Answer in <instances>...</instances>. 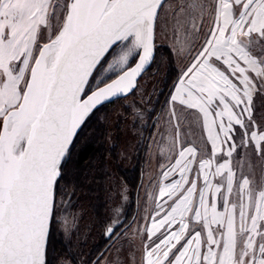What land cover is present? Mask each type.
<instances>
[{"label": "snow or ice", "instance_id": "snow-or-ice-1", "mask_svg": "<svg viewBox=\"0 0 264 264\" xmlns=\"http://www.w3.org/2000/svg\"><path fill=\"white\" fill-rule=\"evenodd\" d=\"M169 34L186 63L162 106L174 151L133 233L139 264H264V171L233 166L264 161V0H0V264H69L57 239L76 228L77 145L106 104L140 93ZM126 106L157 130L155 106ZM122 217L117 205L103 224L119 245L107 264H137L119 259L132 241Z\"/></svg>", "mask_w": 264, "mask_h": 264}, {"label": "rangeland", "instance_id": "rangeland-1", "mask_svg": "<svg viewBox=\"0 0 264 264\" xmlns=\"http://www.w3.org/2000/svg\"><path fill=\"white\" fill-rule=\"evenodd\" d=\"M172 43L170 34L159 41L161 47L157 59L152 64L154 65L153 68L151 66V70L149 69L141 79L139 94L130 96L127 100H117L108 104L100 113V116L104 118L102 124L107 127L105 139L107 146H109V152L104 157L105 168L104 171L99 170V159H95L86 164L83 171H87L88 167L89 170L96 167L97 172L93 174V177L91 176V180L86 184L92 188L93 185L98 186L101 182L104 196L101 198V195L97 191L95 193L93 188L92 192L85 191L88 194L80 193L76 189V195L73 198V211L76 215L75 231L71 234L69 241L61 243L59 237L57 239L62 249L57 253L63 255L69 264H76V261L86 264L89 259L98 257L104 246L107 245L102 237L103 224L112 216V210L117 205H121L123 209L124 217L122 218H126L131 225V231L128 235L132 237L131 243L125 242L123 244L119 259L123 262L126 254L134 253L137 264H139L142 241L141 236H133V233L137 230H140L141 234L143 233L144 221L152 207V201L146 200V193L155 194L157 191L156 182L159 181L162 171L161 166L167 162L169 152L174 151L171 149L170 138L167 135L161 136L167 119L166 114L162 111V106L164 98L168 94V88L179 75V71L184 68L186 60L179 56L174 57L169 52L168 46ZM168 57L173 58L175 68V74L172 75L171 79L165 71ZM167 79H169L168 83H166ZM162 90L164 95L160 96ZM149 96L152 97L151 104L147 103ZM142 97L143 99H141ZM157 97H160L159 106H156ZM137 100H140L144 107L149 110L154 106L156 107L157 116L153 117V122L159 119V124L155 132H153L151 124L145 128L143 124L135 122L134 116L126 106ZM190 119L195 131H190L188 138L197 145H201L200 122L194 116ZM90 129L91 127L87 133H90ZM82 140L80 144L83 142ZM80 144L77 145V148ZM111 148L116 149V157L111 154L113 151ZM233 166L242 167L245 171L248 170L249 166H255L257 176L264 171V161H259L254 156L250 160L246 158L240 162L234 161ZM101 179L103 180L101 181ZM150 183L152 184L151 187H149ZM121 189H125L127 193V199L124 202H121L120 199ZM91 200H94L95 204ZM67 224L71 227V216L68 218ZM65 247L69 248L70 251H65ZM116 247L107 248L105 264L117 257Z\"/></svg>", "mask_w": 264, "mask_h": 264}, {"label": "trees", "instance_id": "trees-1", "mask_svg": "<svg viewBox=\"0 0 264 264\" xmlns=\"http://www.w3.org/2000/svg\"><path fill=\"white\" fill-rule=\"evenodd\" d=\"M153 66L154 65H152V68ZM165 71L167 72L169 79H171L172 75L175 74V68H174L172 57L167 58V64H166ZM169 79H167L166 83H168ZM89 127H91L90 133L86 134V138L82 140L83 142L80 144V146L76 150L75 167L79 171V178L76 182V189L79 190L80 193H84L85 191L92 192V188H93L94 192L97 191V193H99L102 198V196H104V192H103V184L101 182L100 184H98V186L93 185L92 188H90L89 185L86 184L89 180H91V176L93 177V174L97 172L96 167H93V169L91 168V170H89V167H88L87 171L86 170L83 171L84 170L83 168L86 166V164L92 162V160L99 159V162H100V165L98 166L99 170L101 169L102 171H104V168H105L104 157L106 156L107 152H109V146H107V141L105 139L107 135V129H106L107 127L99 122H93ZM112 150L113 151L111 152V154L113 155V157L114 156L116 157V154H117L116 149L114 148ZM102 180L103 179H101V181ZM87 192L85 193L88 194ZM91 201H93V203L95 204L94 200H91ZM60 250H62L61 245H60V242L57 241V252H59Z\"/></svg>", "mask_w": 264, "mask_h": 264}, {"label": "flooded vegetation", "instance_id": "flooded-vegetation-1", "mask_svg": "<svg viewBox=\"0 0 264 264\" xmlns=\"http://www.w3.org/2000/svg\"><path fill=\"white\" fill-rule=\"evenodd\" d=\"M109 247H110V243H108V244L106 245V247L104 246V248L102 249L101 253L104 252V251H105L107 248H109ZM101 253H99V255H100ZM99 255H98V256H99Z\"/></svg>", "mask_w": 264, "mask_h": 264}, {"label": "water", "instance_id": "water-1", "mask_svg": "<svg viewBox=\"0 0 264 264\" xmlns=\"http://www.w3.org/2000/svg\"><path fill=\"white\" fill-rule=\"evenodd\" d=\"M151 66H152V65H151ZM150 68H151V67H150ZM148 71H149V70H148ZM148 71H147V72H148ZM121 100H122V99H121ZM108 104H111V103H108ZM108 104H106V105H108Z\"/></svg>", "mask_w": 264, "mask_h": 264}, {"label": "bare ground", "instance_id": "bare-ground-1", "mask_svg": "<svg viewBox=\"0 0 264 264\" xmlns=\"http://www.w3.org/2000/svg\"><path fill=\"white\" fill-rule=\"evenodd\" d=\"M146 73H147V72H146ZM146 73H145V74H146ZM145 74H144V75H145ZM142 78H143V77H142ZM129 97H130V96H129Z\"/></svg>", "mask_w": 264, "mask_h": 264}]
</instances>
